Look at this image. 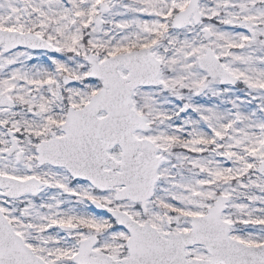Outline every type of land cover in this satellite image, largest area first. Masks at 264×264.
Segmentation results:
<instances>
[{
  "label": "snow or ice",
  "instance_id": "obj_1",
  "mask_svg": "<svg viewBox=\"0 0 264 264\" xmlns=\"http://www.w3.org/2000/svg\"><path fill=\"white\" fill-rule=\"evenodd\" d=\"M0 264H264V0H0Z\"/></svg>",
  "mask_w": 264,
  "mask_h": 264
}]
</instances>
